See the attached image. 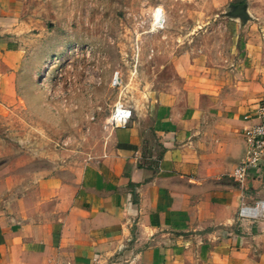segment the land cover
<instances>
[{
	"label": "crops",
	"instance_id": "1",
	"mask_svg": "<svg viewBox=\"0 0 264 264\" xmlns=\"http://www.w3.org/2000/svg\"><path fill=\"white\" fill-rule=\"evenodd\" d=\"M23 15L22 0H0V119L18 107ZM241 95L170 94L82 164L22 170L33 157L14 151L0 167V264H264V218H235L241 202L264 200V154L245 181L230 177L264 93Z\"/></svg>",
	"mask_w": 264,
	"mask_h": 264
},
{
	"label": "rangeland",
	"instance_id": "2",
	"mask_svg": "<svg viewBox=\"0 0 264 264\" xmlns=\"http://www.w3.org/2000/svg\"><path fill=\"white\" fill-rule=\"evenodd\" d=\"M22 4L31 31L20 41L18 107L0 119V167L12 163L14 151L33 157L22 170L57 168L72 155L84 163L110 136L116 102L135 116L188 87L242 97L253 92L249 102L263 101L264 0Z\"/></svg>",
	"mask_w": 264,
	"mask_h": 264
},
{
	"label": "built area",
	"instance_id": "3",
	"mask_svg": "<svg viewBox=\"0 0 264 264\" xmlns=\"http://www.w3.org/2000/svg\"><path fill=\"white\" fill-rule=\"evenodd\" d=\"M115 76L117 77V74L113 78ZM131 117V108L121 102H116L110 111L109 122L113 128H123L128 124ZM246 118L255 120V122L241 129V136L246 149L242 159L230 172V177L238 183L245 181L248 174L258 168L264 154V105L255 107L247 114ZM235 218L236 220L264 218V200H256L252 205L241 202Z\"/></svg>",
	"mask_w": 264,
	"mask_h": 264
},
{
	"label": "bare ground",
	"instance_id": "4",
	"mask_svg": "<svg viewBox=\"0 0 264 264\" xmlns=\"http://www.w3.org/2000/svg\"><path fill=\"white\" fill-rule=\"evenodd\" d=\"M161 20H162V19H161L160 16H159V17H156L154 23L157 24V25H158V24H161ZM114 79L117 80L118 78L115 76Z\"/></svg>",
	"mask_w": 264,
	"mask_h": 264
}]
</instances>
